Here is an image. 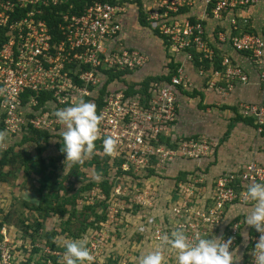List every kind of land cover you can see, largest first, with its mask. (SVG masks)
I'll list each match as a JSON object with an SVG mask.
<instances>
[{"label": "built area", "instance_id": "2783aa9c", "mask_svg": "<svg viewBox=\"0 0 264 264\" xmlns=\"http://www.w3.org/2000/svg\"><path fill=\"white\" fill-rule=\"evenodd\" d=\"M152 1L153 8L143 14L146 25L164 39L168 58L164 75L125 86L123 77L147 63L143 53L121 41L125 5L95 1L80 13L56 12V21L49 24L46 10L52 12L66 0H0V129L10 136L26 131L53 134L62 126L57 110L81 99L92 102L101 117L95 142L102 146L108 136L116 140L112 174L135 182L133 191L140 193L146 189L142 182L166 176L172 163L211 157L216 144L205 136L168 137L178 120V96L192 87L184 64H200L197 72L207 78V87L223 97L236 85L247 84L248 76L230 57L222 56L216 63L201 19L180 16L201 2L209 19L231 17L232 33L219 39L253 63L264 94V27L261 33L238 30L235 19L237 12L264 5V0ZM204 60L212 66L210 74ZM238 110L259 133L263 131L264 107L241 104ZM251 183H264V163L249 161L215 176L208 185L199 172H193L176 182L177 199L167 202L169 215L159 217L160 225H152V240L160 245L164 237L172 239L173 233L182 231L190 242L212 235L231 237L230 251L236 249L244 223L229 218L230 210L233 205L252 206L245 198ZM259 235L255 232L249 239L250 256ZM96 247L93 242L89 251ZM165 252L163 264H175V250L165 245ZM247 263L252 264V258Z\"/></svg>", "mask_w": 264, "mask_h": 264}, {"label": "rangeland", "instance_id": "374dc122", "mask_svg": "<svg viewBox=\"0 0 264 264\" xmlns=\"http://www.w3.org/2000/svg\"><path fill=\"white\" fill-rule=\"evenodd\" d=\"M63 130L5 134L0 146V264H63L64 242L85 237L88 249L97 244L89 251L92 264H140L158 246L151 227L160 225L158 215H169L168 206L157 202L160 194L151 184L142 182L146 189L140 193L129 178L114 176L111 157L98 142L82 163L67 161L61 150ZM97 175L99 181L93 179ZM248 248L237 264H248ZM162 252L166 256L165 247Z\"/></svg>", "mask_w": 264, "mask_h": 264}, {"label": "crops", "instance_id": "0c3cea01", "mask_svg": "<svg viewBox=\"0 0 264 264\" xmlns=\"http://www.w3.org/2000/svg\"><path fill=\"white\" fill-rule=\"evenodd\" d=\"M109 1L123 4L126 8L125 15L121 17L122 43L127 48L137 50L147 57L145 66L134 73L125 75L122 83L125 86L129 84L139 86V84H144L153 77L162 78L168 61L164 49V39L146 25L143 14L145 9L153 8V1ZM180 18L201 19L207 30L209 46L217 54L216 63L222 56L230 57L245 70L248 82L244 85H236L228 96L223 97L218 95L214 89L207 87V78L205 79L197 72V67L200 64L197 62L184 64L185 74L192 87L181 90L178 96V120L169 129L168 137L205 136L214 141L216 147L214 154L207 159L200 162L194 160L176 161L168 167L166 176L147 178L146 183L151 184L150 187L154 190H158L160 195L157 197V202L161 205L167 204L168 200L176 195L174 193L176 182L185 179L193 172H199L203 177L204 184L208 185L215 176L241 167L249 161L264 163V127L263 132L258 134L256 132L257 126L253 124L252 120L243 119L238 110L241 104L264 107V94L259 86L256 68L248 57L234 52L230 45L221 42L219 39V35L227 36L232 33L231 17L225 16L220 21L209 19L204 15L203 4L197 2L191 8L186 9ZM235 19L238 30L261 33L264 27V5L237 12ZM202 65L207 74H210L212 66L207 60H204ZM219 84L222 85L221 82ZM251 207L233 205L229 218L234 216L236 220H241L244 223ZM255 232V229L244 223L236 250L237 255L241 257L240 263L246 254L245 248L249 247V239Z\"/></svg>", "mask_w": 264, "mask_h": 264}, {"label": "clouds", "instance_id": "9594fccd", "mask_svg": "<svg viewBox=\"0 0 264 264\" xmlns=\"http://www.w3.org/2000/svg\"><path fill=\"white\" fill-rule=\"evenodd\" d=\"M55 116L64 129L61 150L66 160L82 163L93 154L95 141L98 139L101 117L97 114L95 104L81 99L72 106L57 110ZM4 141L5 133L0 132V146H3ZM102 147L106 155L111 157L116 154V140L113 137H105ZM93 179L99 181L100 177L97 175ZM245 198L252 202V207L244 223L260 234L252 250V264H264V183L249 184ZM172 237H164L155 250L140 258V264H163L162 249L165 245L175 250V264H237L241 259L235 248L230 251L233 244L231 237L224 239L222 236L212 235L211 238L198 237L190 242L182 231L173 233ZM86 244V237L66 240L63 264H92L94 257Z\"/></svg>", "mask_w": 264, "mask_h": 264}, {"label": "trees", "instance_id": "16d2710c", "mask_svg": "<svg viewBox=\"0 0 264 264\" xmlns=\"http://www.w3.org/2000/svg\"><path fill=\"white\" fill-rule=\"evenodd\" d=\"M95 1L114 3V2H111L109 0H67V2L62 3L59 6L52 8V10H53L52 12H49L48 10H46L44 17H45V19H47V22L49 24H52L53 22L56 21V15H55L56 12L70 11L73 13H80L84 7L92 4ZM142 22L143 21H141V23ZM143 24H145V22H143Z\"/></svg>", "mask_w": 264, "mask_h": 264}, {"label": "bare ground", "instance_id": "6f19581e", "mask_svg": "<svg viewBox=\"0 0 264 264\" xmlns=\"http://www.w3.org/2000/svg\"><path fill=\"white\" fill-rule=\"evenodd\" d=\"M191 21H193V20H191Z\"/></svg>", "mask_w": 264, "mask_h": 264}]
</instances>
